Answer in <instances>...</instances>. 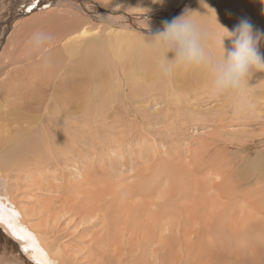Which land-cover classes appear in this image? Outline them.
<instances>
[{"label":"rangeland","instance_id":"1","mask_svg":"<svg viewBox=\"0 0 264 264\" xmlns=\"http://www.w3.org/2000/svg\"><path fill=\"white\" fill-rule=\"evenodd\" d=\"M49 1L53 2L54 0H0V29L9 25V31H12L13 26L18 22L19 19H15L3 24L5 20H8L6 18L8 14L13 13L16 18H20L22 15L30 18L31 14L43 11L37 10L41 7L42 2ZM59 1L61 4L67 2V0H55L54 3L58 4ZM85 1L90 2L87 5L89 7L87 9L85 7L86 10L79 9L85 10L91 15L95 10V3L104 11L144 16L147 27L153 30L156 29L153 27L154 25L152 26L155 24L156 18H164V14H168V12L170 14L172 9L183 7V4L186 3L194 4L191 11L198 13L196 15L199 19L215 27L222 35H227V33L220 28L217 19L229 31H232L242 19H246L252 24L254 34L260 36L258 50L264 57V0ZM71 2L72 0H68L66 9L73 8L71 6L75 4ZM33 3L36 4V12L34 10L29 14L28 8ZM249 3L250 5L247 6ZM66 14L45 19L43 22H46L48 30L47 27L45 30V24L34 22L31 23L32 25H28V27L30 26L28 31H26L27 27L25 31L22 29L24 32L21 31L25 34V32L30 33L31 30L32 33V29L35 28L34 33L42 28L41 30L47 32L52 31L50 34L53 36L55 32L61 35L63 30L66 31L70 27H80L78 26L80 22L82 26L83 21L81 19L80 21L77 20L78 17L73 19L75 16L73 15V17L71 14L74 13ZM26 17L23 20L27 19ZM49 19L55 21V25L51 21L54 25L51 26L53 29H50L51 22ZM72 19L76 22L75 24L74 22L71 23ZM88 21L93 22L92 20ZM158 21L162 22L161 18ZM40 23V28H37ZM92 24L93 29L99 27V23L93 22ZM112 24L109 21L105 24L111 27L110 30L107 27H105L107 30H93L95 35H98H96L98 39L97 37V40L93 38L94 36L90 38L93 43L95 41L94 47L96 49L99 47V51L97 49L98 56L94 55L96 58L93 59L94 65L92 66L86 64V61L81 62V65L78 63V60L82 61L79 51L84 48L80 46L74 58L67 56L68 54L63 48L56 51V55L51 47L49 58L52 57V59L46 67L37 63H30L27 68H20L18 62L22 59H16L18 54H9L10 59L3 57L5 55L2 52H5L6 42L4 35H1L3 31L0 30L2 37H0V56L2 55L0 61L4 59V64L1 63L0 68H7H5L6 70L3 69L5 72L0 73L1 82L2 79L6 82L5 78L8 77L7 83H10L12 79L22 76L33 82L36 87H41L36 84V81H43L47 85L48 91H51L53 86L50 83L55 82L54 80H59L61 83L64 81L61 86L63 90L59 87L61 94L59 93L60 96L58 97L62 99L52 98L54 97L52 96L53 93L49 91L50 100L53 102L49 101L52 113L50 116L47 112L43 115L41 120L43 119L44 125L40 126L42 128L50 125L49 129H54L50 133L57 137L56 129H52V127L54 125L58 127L59 124L60 132H67V138L70 136H74V139L75 136L77 138L75 139L77 148L73 144L75 149H70L69 146L74 141L73 137L72 142L70 139H67L68 144L63 142L64 151L69 149L71 152L68 151V154L65 151L59 162L53 159L48 161L46 158L40 157H35L37 161L35 159L32 161L33 157L21 164L19 163L20 170L17 168L18 165H15L16 173L14 170L11 174L8 173L5 178L0 175V198L3 200L6 198L14 199L27 222L32 226L40 227H37L38 230L42 229L40 232L45 235V240L50 246L55 243L58 244V247H62L66 257L73 264H126L127 261L129 264H138V262L141 264H264V261L260 260L258 256L263 247L259 249L257 242L258 238H264V75L258 73L255 75L256 78L254 76L252 79L250 84L253 85L248 90L251 108L242 116L237 117L233 113L231 101L226 102V98L214 100L210 97V79L205 73L190 71L186 72L188 75L186 76L185 71L183 73L182 70H176L171 77L164 76L158 68L160 58L156 61L157 56H153V53H149L150 51L145 48L144 41L154 34L146 37L132 34L130 36L126 33L127 30H125L126 32L121 28L117 30ZM54 29H56L55 32ZM117 31L120 33L118 34ZM20 32L16 34V40H24L26 48L29 49V38H25L28 34L22 37L24 34ZM112 32H117L119 36ZM31 33L30 35L33 34ZM62 34L64 35V33ZM133 36L136 38L134 37L132 40ZM26 39L28 40L25 41ZM136 42V48L139 49L140 45L139 51L146 50L148 58L144 64L135 65L139 75H130L132 79L129 77L126 84V81L122 82L123 78L115 70L116 67L119 68V62L114 59L116 58L114 54L120 47H123L125 54L127 49L125 45L128 44L129 46L134 43L132 44L134 47ZM121 43L123 44L121 45ZM231 43V40L225 39L226 49H231ZM51 50L54 52L52 53ZM84 51L87 49L84 48ZM88 52L83 54H89L90 52ZM65 58L68 62L65 61ZM96 59L97 63L95 62ZM69 61L72 63L70 64ZM55 62L57 63L55 64ZM65 63L69 68L72 65L68 70L69 72L74 69L77 73L73 71L72 74L75 73V75H72L68 71H66L67 74L62 71L58 74L59 70L57 69L64 66V68L62 67L64 70L66 68ZM123 64L128 66L127 59L123 60ZM143 67L148 69L142 72L144 75L142 78L141 69H144ZM86 68L90 71H86ZM126 68V73H129L130 66ZM7 70L9 71L7 72ZM52 72L56 78L59 75V79H54ZM16 73L17 75L21 73V76H17ZM62 74L63 76H61ZM75 76L79 78V82L73 78ZM84 76L88 82L85 81ZM51 77L53 78L51 79ZM119 77H121L120 81L117 82ZM82 78H85L83 81L87 85H83ZM125 78L127 79L126 74ZM137 78L141 81L134 83ZM67 80L68 83L65 82ZM90 80L94 81L92 82L93 85ZM76 83H80V86H85V88L79 86L78 107H76L77 103L75 102V108L71 109L73 102L64 100L63 97L72 95L73 90H76ZM70 84H73L74 87ZM0 96L3 98L0 97V101L5 102L3 105L0 102L2 113L13 114L14 109H16L24 118L37 119L39 117L38 108L33 111L21 112L22 108L20 107H13L12 104L10 107L12 99L8 103L7 100H4L3 95L0 94ZM82 97H86V100ZM55 100L57 105L54 103ZM36 101L39 102L38 97H36ZM60 104L62 111L59 109ZM1 110L0 115H4ZM76 111L78 113L75 115ZM21 122L23 124L21 127L27 128L26 122ZM52 122L57 124L52 125ZM40 126H30L27 139L18 132L19 126L14 127L15 135L14 133L13 135L15 138H13L15 142H10L5 150L0 148V152L1 149L9 152L18 143H24L22 149L25 150L29 148V144L32 143L31 145H33L38 140L43 141L45 136L42 135ZM38 135L42 138H39ZM49 146L45 145L44 149L47 150ZM46 156H50L48 151ZM26 162L28 164L32 162L33 165L28 166ZM21 165L24 168H21ZM18 171L19 173H17ZM20 171L23 172L20 173ZM16 180L18 181L16 182ZM90 194L99 195L104 200L102 204L103 207H107V209L106 207L103 209L108 214L107 222L105 220L106 225L109 223L107 225L108 231L103 230L104 223L99 218L84 220L82 217L83 213L79 204L84 203ZM8 195L10 197H7ZM19 204L21 205L19 206ZM26 206L28 209H25ZM30 210L33 211L30 213ZM28 214L29 217H27ZM44 220L46 221L44 222ZM117 229L118 231H116ZM111 232L112 234H110ZM48 235L51 236L48 237ZM222 235L224 236L222 237ZM102 236H106L108 240L104 239V241ZM113 238L117 241L114 242ZM9 239L5 230L0 229V255L4 257L3 260L7 261V264H31L28 257L20 253L21 245L15 244ZM248 239L252 241V246L247 248L246 260H244L241 254ZM101 241L106 247L102 246ZM113 248L114 250H112Z\"/></svg>","mask_w":264,"mask_h":264},{"label":"bare ground","instance_id":"2","mask_svg":"<svg viewBox=\"0 0 264 264\" xmlns=\"http://www.w3.org/2000/svg\"><path fill=\"white\" fill-rule=\"evenodd\" d=\"M55 2V0L53 1V2H42L41 3V7L39 8V9H37L38 11H41V10H43L42 12H40V13H37V14H31L29 17L30 18H27L26 16V18L27 19H25V20H23L25 17L22 15V17H20V18H16V17H14L13 16V13H11V14H8V16L6 17L8 20H5V22H3V24H7V23H9V22H12V21H14L15 19H19L18 20V22L13 26L14 28H13V30L12 31H9V28H10V26L8 25V26H6V27H2L1 29H2V34L1 35H4V39H5V52L3 53L2 52V54L3 55H5V56H3V57H5L6 59L8 58V59H10V55L9 54H18V57L16 58V59H22L21 61H19L18 62V64L21 66L20 68H27L28 66H29V64L30 63H37V64H40V65H42L40 62H39V60H38V58H36V57H32V56H29V54H28V51H29V49L28 48H26V46H25V42H24V40H22V39H17L16 40V34L17 33H19L22 29L25 31L26 29V27H27V30L26 31H28V29H30L29 27H28V25L29 24H31V23H34V22H37V24H39V22H41V23H43L42 25H44L46 22H43L45 19H47V18H49L50 17V19H51V17H54V16H56V15H59V14H65V13H67L66 15H68V13H70V12H72V13H74V14H71L74 18L73 19H77V17L79 18V19H77L78 21H80V19L84 22H82V26H81V22H80V24H78V26H80V27H70V29H67L66 31H67V33H66V31H62V33H64V35L61 33V35L59 34L58 35V33L57 32H55V30L56 29H54V35H53V38H54V40H55V42H54V44L53 45H56V46H52V49H54V51H55V53H56V51H59L60 50V48L62 49H64L65 50V52L68 54H66L67 56H69V57H73L74 58V56L76 55V53H77V49H79V47L80 46H82L81 48H86L87 49V51H89L88 53L89 54H83L84 52H87V51H84L83 52V50H84V48L83 49H80V53H81V55H80V57H81V60L82 61H80V60H78V63L81 65V62H84V61H86V64H88V65H90V66H92V65H94L93 64V59L94 58H96L94 55H96V56H98V51H99V47L97 48L98 49V51H97V49L94 47V43H95V41H94V43H93V40H91V36L93 37V38H95L96 39V37L98 36L97 34V36L95 35V33L93 32V30H107V29H109V28H111V27H108L107 25H105V24H107V21H109V23H113L112 24V26H115L116 28H117V30H120V28L122 29V30H124V32H126L125 30H127L128 32H126L127 34H130V36H131V34L132 35H140V36H142V37H146V36H148V35H155V34H158L160 31H162L163 30V27H164V22L165 21H168V22H171L175 17H177V16H179V15H181L182 13H184L186 10H189V11H191L192 10V8H193V6H194V4H192V3H190V4H188V3H186V4H183V7H179V8H177V9H172V13H170L169 14V12H168V14H164V18H162V17H159L158 19H160L161 18V20H162V22H159L158 21V19L156 18L154 21H155V24H152V26L155 28L156 27V31L155 30H153V29H151V28H148L147 27V23L144 21V16H134V15H130V14H126V13H121V12H117V11H113V12H111V11H104L103 9H101V8H99V6L97 5V4H95L94 3V7H95V10H94V12L92 13V15L90 14V13H88V12H86L85 10L89 7V6H87L88 4H90V2H88V1H85V0H72V4H75V5H78V6H75V5H72L71 7H73V8H71V9H66L67 8V4L66 3H68V0H67V2H65L64 4H61V1H59L58 2V4H56V3H54ZM249 2V1H248ZM82 3V4H81ZM81 4V6H79ZM192 4V5H191ZM84 5V6H83ZM182 5V4H181ZM180 5V6H181ZM250 5V3L247 5V6H249ZM93 6V5H92ZM238 6V5H237ZM25 7V6H24ZM85 7H86V9H85ZM245 7V6H244ZM251 7V6H250ZM79 8H82V9H85V10H81V9H79ZM182 8V9H181ZM249 9V8H248ZM12 10V9H11ZM15 10V9H14ZM35 10V8L34 9H32V11H34ZM70 10V11H69ZM71 10H75V11H77V12H75V11H71ZM31 11V12H32ZM92 11V10H91ZM197 11V10H196ZM248 11H250V10H248ZM31 12H29V14L31 13ZM34 12H36V10L34 11ZM79 13H81V14H79ZM163 13V12H162ZM167 13V12H166ZM244 13V12H243ZM119 14H121V15H119ZM196 14H198V13H196ZM256 14V13H255ZM258 14V13H257ZM78 15H80V16H78ZM173 15H175V17H173ZM13 16V17H12ZM84 16V18H82ZM59 17V16H58ZM5 18V19H6ZM63 18V17H62ZM1 19V18H0ZM49 19V20H50ZM70 19V18H69ZM73 19H72V21H71V23L72 22H74V24L76 23L75 21H73ZM147 20H151V19H148V18H146ZM23 20V21H22ZM76 20V21H77ZM88 20H92L94 23H99L98 25H99V27L97 26L96 27V29H93V27L91 26V25H93L91 22H89ZM54 22V25H55V21L54 20H50V22ZM61 21H63V20H61ZM64 21H66L67 22V20H64ZM104 21H106V23H104ZM52 22H51V25H50V29L52 28L53 29V27H51L53 24H52ZM69 22V21H68ZM152 22V21H151ZM41 23H40V25L39 26H37V28H40V26H41ZM57 23V22H56ZM32 25V24H31ZM46 25V24H45ZM44 25V27H45V30H46V27H47V25L45 26ZM53 25V26H54ZM67 25V24H66ZM96 25V24H95ZM149 25V24H148ZM151 25V24H150ZM60 26H61V24H60ZM32 27H35V26H32ZM64 27V26H63ZM66 27H68V26H66ZM105 27H107V29L105 28ZM0 29V30H1ZM17 29H19L18 31H17ZM35 29V28H34ZM34 29H32V33H33V30ZM42 28H40V30H41ZM44 29V28H43ZM60 29V28H59ZM66 29V28H65ZM115 29V28H114ZM22 30V31H23ZM44 30V31H45ZM47 30H48V27H47ZM110 30V29H109ZM20 32L21 34L24 32ZM95 31V32H96ZM98 31V32H99ZM47 32V31H46ZM52 32V31H51ZM51 32H48V33H51ZM59 32V31H58ZM115 32V31H114ZM114 32H112V33H114ZM118 32V31H117ZM117 32L116 33H114V34H117ZM123 32V31H122ZM153 32V33H152ZM30 33H31V30H30ZM30 33H27V32H25V34L24 35H22V37L23 36H25V35H30ZM31 33V34H32ZM102 33V32H101ZM106 33H108V32H106ZM120 32H118V34H119ZM125 33V34H126ZM221 33V32H220ZM8 34V35H7ZM117 34V35H118ZM226 34V33H225ZM28 35H27V37L25 36V38H29L30 39V37H31V35L28 37ZM113 35V34H112ZM19 36H21V35H19ZM119 36V35H118ZM1 37V36H0ZM114 37V36H113ZM116 37V36H115ZM126 37V36H125ZM124 37V39H126ZM134 37L135 36H133V38H132V40L134 39ZM2 38V37H1ZM24 38V39H25ZM92 38V39H93ZM101 38H103V37H101ZM106 38V37H105ZM119 38V37H118ZM117 38V39H118ZM136 38V37H135ZM97 39H98V37H97ZM96 39V40H97ZM140 39V38H139ZM28 39H26L25 41H27ZM114 40H115V38H114ZM131 40V39H130ZM142 40V39H141ZM144 40V39H143ZM100 41V40H99ZM112 41V40H111ZM115 41H117V40H115ZM119 41H120V39H119ZM126 41V40H125ZM125 41H124V43H125ZM136 41V40H135ZM145 42V41H144ZM26 43H28V42H26ZM59 43V45H57ZM99 43V42H98ZM128 43V42H127ZM135 43V42H134ZM134 43H131V45H129L128 46V44H127V46L125 45V48L127 47V49L125 50V54H124V50H123V47H120L117 51H116V53L114 54V56H116V58H114V59H117L118 60V62H119V68H115V70H117V73L119 72V75L123 78V81L122 82H124V81H126V84H127V81H129V77L131 78V76H135V75H139L138 73H137V71H136V69H135V65H137V64H144L145 63V61L147 60V58H148V52L146 53V50L145 51H141V53H140V51H139V49H140V45H139V49L138 48H136L137 47V42H136V45H134V47H133V45L132 44H134ZM142 43V42H141ZM96 44H97V42H96ZM96 44H95V46H96ZM119 45H120V43H118ZM123 43H121V45H122ZM139 44V43H138ZM107 45V47L108 48H110L109 47V45L108 44H106ZM111 45V44H110ZM130 46H132V47H130ZM143 46V45H142ZM97 47V46H96ZM104 47V46H103ZM129 47V48H128ZM101 48V50H102V47H100ZM146 48V47H145ZM144 48V49H145ZM142 49V48H141ZM110 50V49H109ZM113 50V49H112ZM143 50V49H142ZM52 51V53L54 52L53 50H51ZM107 51H108V49H107ZM107 51H106V53H107ZM149 51V50H148ZM113 52V51H112ZM132 52H133V54H132ZM54 53V54H55ZM79 53V54H80ZM92 53V54H91ZM105 53V52H104ZM129 53H131L130 55H128ZM149 53H151V52H149ZM54 54H53V56H54ZM65 54V53H64ZM79 54H78V56H79ZM103 54V53H102ZM109 54L111 55V53H110V51H109ZM263 54V53H262ZM56 55H57V53H56ZM60 55V54H59ZM65 55V57H67ZM105 56H106V54H104ZM128 55V56H127ZM150 55V54H149ZM153 56H154V54H152ZM152 55H150V56H152ZM152 56V57H153ZM262 56V55H261ZM264 56V55H263ZM1 57H2V55L0 56V59H1ZM15 57V56H14ZM63 58V57H62ZM101 58H102V56H101ZM111 58H112V55H111ZM154 58V57H153ZM158 58L159 57H157V60H156V58H155V60L156 61H158ZM50 59H52V57L50 58ZM55 59H56V57H55ZM55 59H54V61H55ZM66 59V58H65ZM124 59H127V65L128 66H130V68H129V73H126V67H128V66H126V65H124L123 64V60ZM131 59V60H130ZM4 60V59H3ZM3 60H1L0 61V64L1 63H3ZM71 60V59H70ZM101 60V59H100ZM108 60V59H107ZM113 60V59H112ZM129 60H130V62H129ZM153 60V59H152ZM52 61V60H51ZM65 61H67V59L65 60ZM80 61V62H79ZM102 61V60H101ZM105 61V60H104ZM111 61V60H110ZM126 61V60H125ZM154 61V60H153ZM68 62V61H67ZM70 62V64L72 63L71 61H69ZM95 62L97 63V59L95 60ZM117 62V61H116ZM9 63H11L10 61H9ZM57 62H55V64H56ZM73 63H75L76 64V62H73ZM99 63V62H98ZM112 63H113V61H112ZM124 63H126V62H124ZM4 64V63H3ZM101 64V63H100ZM106 64V63H105ZM115 64V63H114ZM155 64V63H154ZM157 64V63H156ZM155 64V65H156ZM53 65V64H52ZM79 65V66H80ZM87 65V66H88ZM112 64L110 63V66H111ZM1 66V65H0ZM6 66V65H5ZM74 66V65H73ZM98 66H100V65H98ZM118 66V65H117ZM144 66V65H143ZM55 67V66H54ZM63 68H64V66H62ZM60 68V69H57V70H59L58 71V74L59 73H61L62 71H65V74H67L66 73V71H68L71 67H72V65H71V67L69 68L67 65H66V63H65V69H67V70H63V68ZM68 67V68H67ZM77 67H78V65H77ZM141 67V66H140ZM6 67H3V68H0V73L2 74L3 72H5V71H3V69L4 70H6L5 69ZM17 68V67H16ZM56 68V67H55ZM81 68V67H80ZM83 68H85V66H83ZM144 68V67H143ZM159 68V67H158ZM1 69H2V72H1ZM10 69V68H9ZM76 69V68H75ZM141 69V68H140ZM148 68H144V69H141V75H142V72L144 71V70H147ZM11 71H12V69H10ZM48 70H50L49 68H48ZM47 70V71H48ZM77 70H78V68H77ZM81 70V69H80ZM88 69L86 68V71H87ZM98 70H100V68H98ZM108 70V69H107ZM151 70H152V68H151ZM154 70V69H153ZM9 70H7V72H8ZM14 71H15V69H14ZM51 71V70H50ZM56 71V70H55ZM74 71V69H72V72ZM83 71H85V70H83ZM83 71H81L82 73H83ZM85 71V72H86ZM90 71V69L88 70V72ZM13 72V71H12ZM69 72V71H68ZM72 72H71V70H70V72L69 73H71L72 74ZM74 72H76L77 73V71H74ZM155 72V71H154ZM180 72V71H179ZM183 73H184V71H182ZM181 72V73H182ZM14 73V72H13ZM21 73H22V71H21ZM21 73L20 74H18V75H20L21 76ZM53 73V72H52ZM78 73H80V72H78ZM140 73V72H139ZM145 73V72H144ZM175 73V72H174ZM182 73V74H183ZM5 74V73H4ZM54 74V73H53ZM57 74V73H56ZM57 74V75H58ZM70 74V75H71ZM91 74V73H90ZM100 74H101V72H100ZM115 74V73H114ZM125 74L127 75V79L125 78ZM146 74H148V73H146ZM156 74H157V71H156ZM185 74H186V72H185ZM191 74V73H190ZM197 74V73H196ZM258 74V73H257ZM6 75V74H5ZM5 75H4V77H5ZM16 75H17V73H16ZM17 75V76H18ZM50 75V74H49ZM72 75H75V73L74 74H72ZM77 75V74H76ZM118 75V76H119ZM131 75V76H130ZM192 75V74H191ZM260 75H264V73H260ZM61 76H63V74L61 75ZM68 76H69V74H68ZM83 76V75H82ZM98 76V75H97ZM143 76L144 75H142V78H143ZM154 76V75H153ZM172 76V75H171ZM174 76V75H173ZM186 76H188L187 74H186ZM198 76V75H197ZM11 77H13V76H11ZM59 75L57 76V78L55 77V74H54V79L56 78V79H59ZM85 77V76H84ZM87 77H89V76H87ZM100 77V76H99ZM121 77H119V79H118V81L117 82H119L120 81V78ZM145 77H146V75H145ZM189 77H191V76H189ZM189 77L187 78V82H188V79H189ZM3 78V77H2ZM1 78V79H2ZM8 78V77H7ZM7 78H5L6 79V82H4L3 81V79H2V82H1V80H0V94L1 95H3L4 96V100L6 101H8V103L10 102V100H11V102H10V107H11V104L13 105V107L15 106V107H20V108H22V110H21V112L22 111H33V110H35L36 108H38V110H37V113L39 114V117L37 118V119H33V118H24L22 115H20L18 112H17V110L16 109H14V111H13V114H11V113H6V114H4V113H2V110H1V113L2 114H4V115H0V148H2L3 150H5V148H6V146L10 143V142H12V141H14V135H15V131H14V127H17V126H19V129H18V132L21 134V135H23L26 139L28 138V133L30 132V126H32V125H36V126H40V125H44L43 124V122H42V120H41V118H43V115H45V114H47L48 113V115L50 116V113H52L51 111H50V104H49V101L51 102V100H50V98H51V95H49V93L50 92H52L53 93V95L52 96H54V97H52V98H58V100H60V99H62V98H60V97H58V96H60V88H61V86L64 84V81H63V83H61V82H59V80L57 81V80H54L55 82H53V83H50L52 86H53V89L49 92L48 91V88H47V85L43 82V81H36V84H38V85H40L41 87H36L34 84H33V82H31V81H29L27 78H25V77H17V78H15V79H12V78H10V79H12V82H10V83H7ZM14 78V77H13ZM49 78H50V76H49ZM53 77H51V79H52ZM66 78V76L64 77V79ZM73 78H76V76L75 77H73ZM78 78V77H77ZM76 78V80H78V82L80 81L79 80V78L77 79ZM86 78V77H85ZM85 78H82V83H83V85H87V83H85V81L86 82H88V79L86 78V80L85 81H83V79H85ZM96 78V77H95ZM94 78V79H95ZM101 78V77H100ZM146 78H148V77H146ZM180 78V77H179ZM194 78V77H193ZM192 78V79H193ZM198 78V77H197ZM255 78H256V76H255ZM263 78V77H262ZM61 79V78H60ZM69 79H70V77H69ZM81 79V78H80ZM89 79H90V77H89ZM97 79V78H96ZM95 79V80H96ZM132 79V78H131ZM157 79V78H156ZM186 79V78H185ZM184 79V80H185ZM260 79V78H259ZM9 80V79H8ZM73 80V79H72ZM178 80V79H177ZM52 81V80H51ZM61 81V80H60ZM71 81V80H70ZM74 81V80H73ZM91 81V80H90ZM98 81V80H97ZM133 81V80H132ZM141 81V79H138L137 78V80L134 82V83H139ZM170 81V80H169ZM186 81V80H185ZM196 81V80H195ZM252 81V80H251ZM251 81H250V83H251ZM255 81V80H254ZM9 82V81H8ZM65 82H67L68 83V80L67 81H65ZM92 82H94V81H91V84H92ZM173 82H174V80H173ZM182 82V81H181ZM197 82V81H196ZM81 83V82H80ZM80 83H76V90H73V92H72V95L70 96V95H67V96H65V97H63L64 98V100L66 99V100H71L73 103H72V108L71 109H74L75 108V102L77 103L76 104V107H78V102H77V94H78V91H79V86H80ZM96 83V82H95ZM179 83V82H178ZM200 83V82H199ZM89 84H90V82H89ZM110 84V83H109ZM108 84V85H109ZM114 84V83H113ZM120 84V83H119ZM70 85H72L73 86V84H70ZM82 85V84H81ZM93 85V84H92ZM92 85H91V88H92ZM95 85V84H94ZM133 86H134V84H132ZM170 85V84H169ZM168 85V86H169ZM177 85H180V84H177ZM253 85V84H252ZM251 85V86H252ZM51 86V87H52ZM89 86V85H88ZM88 86H87V88H88ZM137 86V85H136ZM153 86H155V85H153ZM50 87V88H51ZM60 87V88H59ZM74 87V86H73ZM85 88V86H80V88ZM120 87H121V84H120ZM127 87H128V85H127ZM119 88V87H118ZM169 88V87H168ZM170 88H171V86H170ZM180 88V87H179ZM62 89V88H61ZM69 89V88H68ZM68 89H66L67 91H68ZM129 89V88H128ZM178 89V88H177ZM250 89H251V87H250ZM63 90V89H62ZM64 90H65V87H64ZM91 90V89H90ZM96 90V89H95ZM99 90V89H98ZM123 90H124V86H123ZM158 90H159V88H158ZM176 90V89H175ZM67 91H66V94H67ZM71 91V90H70ZM192 91V90H191ZM88 92V91H87ZM100 92V91H99ZM35 93V94H34ZM60 93V94H59ZM70 93V92H69ZM68 93V94H69ZM86 93V92H85ZM103 93V92H102ZM168 93H169V91H168ZM37 94V96H35ZM88 94H90V93H88ZM253 94V93H252ZM91 95V94H90ZM97 95V94H96ZM104 95V94H103ZM126 95H127V93H126ZM1 97V96H0ZM36 97H38L39 98V102L38 101H36ZM127 97V96H126ZM167 97V96H166ZM2 98V97H1ZM60 98V99H59ZM83 99H85L86 100V97L84 98V97H82ZM113 98V97H112ZM117 98V97H116ZM154 98V97H153ZM187 98V97H186ZM3 99V98H2ZM33 99H34V102H33ZM114 99V98H113ZM125 99V98H124ZM3 100V101H4ZM90 100H92V99H90ZM135 100V99H134ZM226 102H228V101H230L229 99H227L226 98ZM70 101V102H71ZM1 103H2V100L0 101ZM60 102V101H59ZM61 102H63V101H61ZM87 102H89L88 100H87ZM4 104H5V102H3ZM3 103H2V105H3ZM51 103H53V102H51ZM54 103H55V105H57L56 103V100L54 101ZM64 103V102H63ZM101 103V102H100ZM133 103V102H132ZM154 103V102H153ZM69 104V103H68ZM87 104V103H86ZM112 104H113V102H112ZM176 104V103H175ZM224 104V103H223ZM222 104V105H223ZM59 105V104H58ZM103 105V104H102ZM1 106V105H0ZM89 106V105H88ZM123 106V105H122ZM228 106V105H227ZM35 107V108H34ZM55 107V106H54ZM89 107H91V105L89 106ZM149 107V106H148ZM8 108V107H7ZM62 107H61V104H60V108L59 109H61ZM11 109V108H10ZM58 109V110H59ZM64 109V108H63ZM94 109H95V107H94ZM66 110V109H65ZM90 110V109H89ZM89 110H87L88 112H89ZM122 110V109H121ZM61 111H62V109H61ZM75 111V110H74ZM78 111V110H77ZM76 111V113H75V115L78 113ZM119 111V110H118ZM6 112H8V110H6ZM20 112V113H21ZM47 112V113H46ZM67 112H68V110H67ZM81 112V111H80ZM121 112V111H120ZM64 113V112H63ZM65 114V113H64ZM53 115V114H52ZM70 115H71V113H70ZM57 116V115H56ZM59 117L61 116V115H58ZM66 116V115H65ZM68 117V116H67ZM73 117V116H72ZM93 118V117H92ZM154 119H155V117H154ZM47 120V119H46ZM21 121H25L26 122V125H27V128H23V127H21L23 124H22V122ZM45 121V120H44ZM48 121V120H47ZM71 121V120H70ZM145 121V120H144ZM72 122V121H71ZM46 124V123H45ZM51 124V123H50ZM54 124H57V123H53L52 122V125H54ZM71 124V123H70ZM17 125V126H16ZM75 126V125H74ZM83 126V125H82ZM153 126V125H152ZM12 127H13V129H12ZM49 127H50V125H49ZM49 127H48V125L47 126H43L42 128H41V126L39 127V128H41L42 129V135L43 136H45L44 137V139H43V141H37L36 143H34L33 145H31V144H29V148H26L25 150H23L22 149V146H24L25 144L23 143V141H22V143L24 144H20V143H18V144H16L15 146H14V148H12L9 152H5V151H2V149H1V152H0V175L2 176V178H5V176H7V174L8 173H12L14 170H15V165L17 166L19 163L21 164L22 162H24V161H27L28 159H31V158H33V159H31L32 161L35 159V157H40V158H46L48 161H50V159H53L54 161H58L59 162V159L62 157V154L65 152V151H67V150H65L64 151V145H63V142H65V144L67 143L68 144V141H67V139H70V141H71V139H72V137H73V139H74V136H70L69 138H67L66 137V134H67V132L66 133H61L60 132V129H61V127L59 126V124H58V127H60V129L56 126V125H54V127H52V129L53 128H55L56 130H55V133L57 134V137H54L53 136V134H51L50 132H52L53 130H50L49 129ZM72 126L70 125V128H71ZM77 127V126H76ZM37 128V127H36ZM143 128V127H142ZM17 130V129H16ZM37 130V129H36ZM73 130V129H72ZM76 130H79V129H76ZM75 130V131H76ZM91 131H92V129H91ZM13 133H14V135H13ZM34 134V133H33ZM71 134H73L72 132H71ZM39 135H40V133H39ZM38 135V136H39ZM75 135H76V133H75ZM163 135V134H162ZM165 135V134H164ZM35 136V135H34ZM34 136H32V137H34ZM14 137V138H13ZM36 137H37V135H36ZM35 138V137H34ZM39 138H42L41 136H39ZM66 140H65V139ZM80 138V137H79ZM93 138V137H92ZM75 139H77L76 138V136H75ZM75 139H74V141L72 142V144L71 145H69L70 146V149H75V147H76V142L77 141H75ZM15 140H17V139H15ZM33 141H35L34 139H33ZM97 141V140H96ZM15 142V141H14ZM24 142H25V140H24ZM26 143H29V142H26ZM73 144H75V147H74V145ZM98 144H99V142H98ZM101 144V143H100ZM45 145H50L48 148H47V150H45L44 149V146ZM12 146H13V144H12ZM77 148V147H76ZM67 149V148H66ZM49 152V157H47L46 156V152ZM68 151H69V149H68ZM68 151H67V153H68ZM74 151V150H73ZM71 151H69V153H70ZM68 153V154H69ZM66 154V153H65ZM73 155V154H72ZM36 160V159H35ZM37 161V160H36ZM39 162V161H38ZM42 162V161H41ZM40 162V163H41ZM27 163V162H26ZM28 163H29V161H28ZM27 163V164H28ZM40 163H39V165H40ZM26 164V165H27ZM36 164H37V162H36ZM43 164V163H42ZM32 166L33 165V163L31 162L30 164H28V166ZM38 165V164H37ZM37 165H35V166H37ZM124 165V164H123ZM19 166V165H18ZM17 166V168H18V170H20L19 168H20V166L18 167ZM40 166H42V165H40ZM23 167V165H21V168ZM43 167V166H42ZM146 167V166H145ZM24 168V167H23ZM37 168H38V166H37ZM39 169V168H38ZM23 170V169H22ZM25 170V169H24ZM33 170V169H32ZM31 170V171H32ZM150 170V169H149ZM21 172H23V171H20V173ZM64 172V171H63ZM15 173H16V170H15ZM17 173H19V171L17 172ZM33 175H34V173H33ZM32 175V176H33ZM64 175V174H63ZM10 176V175H9ZM16 176H17V174H16ZM26 176V175H25ZM20 177V176H19ZM27 177V176H26ZM42 177V176H41ZM63 178V177H62ZM15 179V178H14ZM24 179V178H23ZM7 180H9V179H7ZM6 180V181H7ZM25 180V179H24ZM32 180V179H31ZM5 181V180H4ZM5 181V182H6ZM18 180H16V182H17ZM56 181V180H55ZM32 182V181H31ZM20 183V182H19ZM23 184H24V182H23ZM58 184V183H57ZM25 185V184H24ZM28 186V185H27ZM38 186V185H37ZM6 188H7V186H5ZM9 187H11V186H9ZM41 187V186H40ZM48 188V187H47ZM51 188V187H50ZM24 190V189H23ZM6 191V190H5ZM8 192V191H7ZM11 192V191H10ZM21 192V191H20ZM39 192H41V191H39ZM58 192V191H57ZM19 193V192H18ZM25 194H26V192H24ZM22 195V194H21ZM35 195V194H34ZM3 196V195H2ZM24 196V195H23ZM4 197V196H3ZM7 197H10V195H8ZM22 197V196H21ZM27 197V196H26ZM87 197V196H86ZM105 197V196H104ZM106 197H108V196H106ZM98 198H101V199H98ZM5 199V198H4ZM52 199H53V197H52ZM108 199V198H107ZM16 200V199H15ZM92 200V201H91ZM109 200V199H108ZM40 201V200H39ZM103 198L101 197V196H99V195H93V194H90V197L87 199L86 198V200H84V203H82V204H79L80 206H81V209H82V213H83V215H82V217H83V219L84 220H87V219H96V218H99V220L100 221H103V223H104V229L103 230H105V231H108V224L106 225V223H105V220L107 219V217H108V214L104 211V207H106V206H104L103 207ZM110 201V200H109ZM37 203V202H36ZM108 203V202H107ZM21 204H19V206H20ZM101 205H102V207H101ZM105 205H107L106 204V202H105ZM109 206V205H108ZM110 207V206H109ZM108 207V208H109ZM42 208V207H41ZM25 209H28L27 208V206L25 207ZM25 209H24V211H25ZM29 209H30V206H29ZM106 209H107V207H106ZM35 210V209H34ZM27 211H29V210H27ZM33 211V210H32ZM31 210H30V213L32 212ZM42 211V210H41ZM25 213V212H24ZM108 213H109V211H108ZM26 214H27V212H26ZM32 214H34V213H32ZM31 214V215H32ZM46 214V213H45ZM44 214V215H45ZM49 214H50V212H49ZM35 215V214H34ZM44 215H43V217H44ZM50 216V215H49ZM27 217H29V214H28V216ZM33 217V216H32ZM30 218H31V216H30ZM35 218V217H34ZM48 218V217H47ZM34 220V219H33ZM39 220V219H38ZM139 220H141V219H139ZM46 220H44V222H45ZM138 221V220H137ZM44 222H42V223H44ZM93 222V221H92ZM106 222H107V220H106ZM141 222V221H140ZM48 223V222H47ZM138 223H139V221H138ZM41 224V223H40ZM136 224V223H135ZM9 225H11V227H9ZM34 225V224H33ZM36 225H38V224H36ZM112 225V224H111ZM35 226V225H34ZM34 226H32V225H30L28 222H27V219H25V216H24V214H23V212H22V210L20 209V208H18V205H17V203L14 201V199H10V198H6L5 200H3V199H1L0 198V229H4L5 230V232L7 233V235L9 236V238L12 240V241H14V242H16L17 244H19V245H21V251H22V254H24L26 257H28V259L31 261L30 263L31 264H73V262H71L70 260H68V258L66 257V254H65V250L62 248V247H58V244H55L54 243V245H52V246H50L48 243H47V241L45 240V235H43V234H41L42 232H40L42 229H39L38 230V228H40V227H34ZM41 226H42V224H41ZM116 226V225H115ZM103 227V226H102ZM109 227H110V225H109ZM140 227H141V225H140ZM41 228H43V227H41ZM112 228H113V226H112ZM49 229V228H48ZM114 229V228H113ZM138 229H139V226H138ZM44 230V229H43ZM135 230V229H134ZM110 231H112V230H110ZM116 231H118V229L116 230ZM138 232H139V230H137ZM141 231V230H140ZM51 232V231H50ZM220 232V231H219ZM17 233L19 234V235H22V236H25V239H23V240H21V239H19V236L17 235ZM44 233V232H43ZM117 233H119V232H117ZM221 233V232H220ZM46 234V233H45ZM49 234V233H48ZM107 234V233H106ZM105 234V235H106ZM110 234H112V232L110 233ZM110 234H109V236H110ZM114 234V233H113ZM120 234V233H119ZM139 234V233H138ZM222 234V233H221ZM102 235H104V234H102ZM115 235H116V233H115ZM115 235H114V237H115ZM118 235V234H117ZM139 235H141V234H139ZM49 236H51V235H48V237ZM60 236V235H59ZM108 236V235H107ZM119 236H121V235H119ZM224 235H222V237H223ZM98 237V236H97ZM102 238H103V240L104 239H107L108 240V238H106V236H102ZM116 238H117V236H116ZM140 240V239H139ZM52 241V240H51ZM105 241V240H104ZM110 241V240H109ZM113 241L115 242V241H117V240H115V238H113ZM113 241H112V244L114 245L115 243H113ZM102 242V241H101ZM139 242H141V241H139ZM257 242L259 243V249H260V247L262 248L263 247V249H264V238H258L257 239ZM91 244H92V242H90ZM110 243V242H109ZM108 243V244H109ZM222 243H223V240H222ZM102 246H104V247H106L105 246V244H104V242H102ZM107 244V243H106ZM107 244V245H108ZM118 244V243H117ZM115 246V245H114ZM118 246H119V244H118ZM251 246H252V241L250 240V239H248V241H247V243H246V245H244V247H243V252H242V254H241V256L244 258V260H246V251H247V248H251ZM107 247H109V246H107ZM25 248H27L28 249V251H25ZM228 248V247H227ZM263 249H260V252L261 253H259V257H260V260H262V261H264V257H263V255H262V251H263ZM102 250V249H101ZM112 250H114V248L112 249ZM264 252V251H263ZM98 253V252H97ZM79 254V253H78ZM84 254H85V252H84ZM133 254V253H132ZM134 257V256H133ZM138 257H139V255H138ZM3 256L2 255H0V264H7V261H5V260H3ZM122 258V257H121ZM130 257H128V259H129ZM141 258V257H140ZM254 258V257H253ZM131 259V258H130ZM127 260V259H126ZM139 260V259H138ZM153 260V259H152ZM92 261V260H91ZM124 261V260H123ZM140 261H141V259H140ZM94 262V261H93ZM122 262V261H121ZM120 262V263H121ZM135 262H136V260H135ZM10 263V262H9ZM21 263V262H20ZM127 263L129 264V262L127 261ZM126 263V264H127ZM10 264H14V263H10ZM135 264V263H134ZM137 264V263H136ZM138 264H141V263H139L138 262ZM228 264H231V263H228Z\"/></svg>","mask_w":264,"mask_h":264},{"label":"clouds","instance_id":"3","mask_svg":"<svg viewBox=\"0 0 264 264\" xmlns=\"http://www.w3.org/2000/svg\"><path fill=\"white\" fill-rule=\"evenodd\" d=\"M217 23L227 35L199 19L196 12L186 10L171 22L165 21L163 30L147 37L144 43L147 50L160 58L159 68L165 77H171L176 70L205 73L210 79V97L229 99L234 115L240 117L251 108L250 81L257 73H264V57L258 50L260 36L254 34L246 19L232 31L218 19ZM226 38L232 42L230 50L225 47ZM53 43L50 33L37 30L29 39L28 54L46 67Z\"/></svg>","mask_w":264,"mask_h":264},{"label":"snow or ice","instance_id":"4","mask_svg":"<svg viewBox=\"0 0 264 264\" xmlns=\"http://www.w3.org/2000/svg\"><path fill=\"white\" fill-rule=\"evenodd\" d=\"M35 7H36V4L33 3V4L31 5V7L28 8V11L31 12L32 9L35 8ZM9 227H11V225H9ZM17 235L19 236V239H21V240L25 239V236L19 235L18 233H17ZM25 251H28V249L25 248Z\"/></svg>","mask_w":264,"mask_h":264},{"label":"flooded vegetation","instance_id":"5","mask_svg":"<svg viewBox=\"0 0 264 264\" xmlns=\"http://www.w3.org/2000/svg\"><path fill=\"white\" fill-rule=\"evenodd\" d=\"M9 240H11V239H9ZM12 241V240H11ZM13 242V241H12ZM15 244H16V242H14ZM20 253H22V251L20 252Z\"/></svg>","mask_w":264,"mask_h":264}]
</instances>
